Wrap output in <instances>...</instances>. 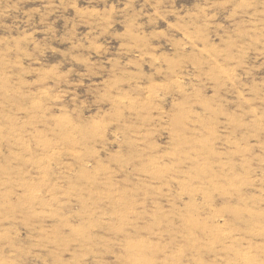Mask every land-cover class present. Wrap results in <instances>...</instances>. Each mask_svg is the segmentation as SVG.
<instances>
[{
	"label": "rangeland",
	"instance_id": "1",
	"mask_svg": "<svg viewBox=\"0 0 264 264\" xmlns=\"http://www.w3.org/2000/svg\"><path fill=\"white\" fill-rule=\"evenodd\" d=\"M0 264H264V0H0Z\"/></svg>",
	"mask_w": 264,
	"mask_h": 264
}]
</instances>
